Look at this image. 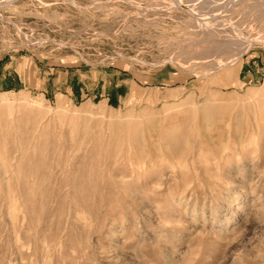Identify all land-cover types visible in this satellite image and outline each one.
Segmentation results:
<instances>
[{
  "label": "rangeland",
  "instance_id": "1",
  "mask_svg": "<svg viewBox=\"0 0 264 264\" xmlns=\"http://www.w3.org/2000/svg\"><path fill=\"white\" fill-rule=\"evenodd\" d=\"M0 66V264H264V0H0Z\"/></svg>",
  "mask_w": 264,
  "mask_h": 264
},
{
  "label": "bare ground",
  "instance_id": "2",
  "mask_svg": "<svg viewBox=\"0 0 264 264\" xmlns=\"http://www.w3.org/2000/svg\"><path fill=\"white\" fill-rule=\"evenodd\" d=\"M180 3H181V1H180ZM235 32V31H234ZM239 33V32H238ZM251 43V42H250ZM242 45H244V43L242 44ZM210 123V122H209ZM241 124V123H240ZM210 126V125H209ZM209 129H210V127H209ZM239 129H241V128H239ZM243 129V128H242ZM211 130V129H210ZM240 131V130H239ZM238 132V131H237ZM144 133V132H143ZM182 138V137H181ZM244 138H245V136H244ZM210 145V144H209ZM213 146H215V145H213ZM216 148V147H215ZM154 150V149H153ZM167 151V150H166ZM149 152V151H148ZM145 155V154H144Z\"/></svg>",
  "mask_w": 264,
  "mask_h": 264
},
{
  "label": "crops",
  "instance_id": "3",
  "mask_svg": "<svg viewBox=\"0 0 264 264\" xmlns=\"http://www.w3.org/2000/svg\"><path fill=\"white\" fill-rule=\"evenodd\" d=\"M1 67V66H0ZM0 71H7L5 68L1 67Z\"/></svg>",
  "mask_w": 264,
  "mask_h": 264
}]
</instances>
